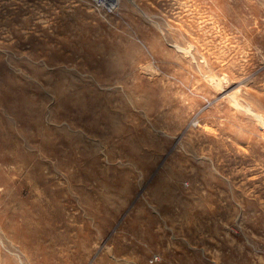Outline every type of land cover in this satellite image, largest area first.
<instances>
[{
  "label": "rangeland",
  "instance_id": "1",
  "mask_svg": "<svg viewBox=\"0 0 264 264\" xmlns=\"http://www.w3.org/2000/svg\"><path fill=\"white\" fill-rule=\"evenodd\" d=\"M0 264H264V0H0Z\"/></svg>",
  "mask_w": 264,
  "mask_h": 264
},
{
  "label": "bare ground",
  "instance_id": "2",
  "mask_svg": "<svg viewBox=\"0 0 264 264\" xmlns=\"http://www.w3.org/2000/svg\"><path fill=\"white\" fill-rule=\"evenodd\" d=\"M114 1V0H113ZM111 2H112V0H111Z\"/></svg>",
  "mask_w": 264,
  "mask_h": 264
}]
</instances>
